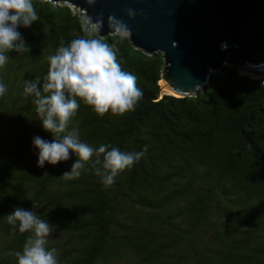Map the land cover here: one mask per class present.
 I'll return each mask as SVG.
<instances>
[{"label": "trees", "instance_id": "trees-1", "mask_svg": "<svg viewBox=\"0 0 264 264\" xmlns=\"http://www.w3.org/2000/svg\"><path fill=\"white\" fill-rule=\"evenodd\" d=\"M33 6L39 19L19 29L29 51L10 52L0 68L7 85L0 97V264H17L13 253L31 235L6 222L16 206L52 225L47 247L57 250L58 264H264V83L229 65L196 96L159 97V53L133 48L126 36L90 37L115 45L143 95L123 115L98 116L80 101L69 127L94 148L147 150L111 186L91 163L67 180L62 173L75 155L36 166L33 137L52 136L23 88L42 80L48 57L85 37L90 24L65 4ZM228 55L235 60L238 53L228 48Z\"/></svg>", "mask_w": 264, "mask_h": 264}, {"label": "clouds", "instance_id": "clouds-1", "mask_svg": "<svg viewBox=\"0 0 264 264\" xmlns=\"http://www.w3.org/2000/svg\"><path fill=\"white\" fill-rule=\"evenodd\" d=\"M38 19L33 0H0V68L8 63L10 52L29 51L19 29L30 28ZM109 26L115 35L121 38L127 35V26L117 18L111 17ZM102 27L100 22L85 24V37L73 39L67 45L62 43L55 54L48 57L43 79L37 77L24 82L23 95L33 97L38 121L52 136L51 140L33 137L36 166L43 168L46 163L55 166L75 155L70 169L62 173L65 179L79 178L85 165L91 163L103 185L111 186L121 171L130 169L144 157L146 147L128 152L108 144L94 148L81 141L77 127H69L80 101L98 116L105 113L123 115L134 110L143 95L137 87V77L121 68L115 45L90 38ZM220 48L226 50L227 43L222 42ZM6 92L7 85L0 81V97ZM5 219L14 232H31L22 251L13 253L17 264H58L57 250L47 247L52 231L48 220L19 206Z\"/></svg>", "mask_w": 264, "mask_h": 264}, {"label": "water", "instance_id": "water-1", "mask_svg": "<svg viewBox=\"0 0 264 264\" xmlns=\"http://www.w3.org/2000/svg\"><path fill=\"white\" fill-rule=\"evenodd\" d=\"M46 1L72 7L90 25L102 23L96 34L102 39L114 34L111 17L122 21L133 48L161 55L158 84L170 93L164 95L196 96L211 74H224L229 65L240 76L264 83V0ZM222 42L236 49L235 60L228 48L221 50Z\"/></svg>", "mask_w": 264, "mask_h": 264}, {"label": "bare ground", "instance_id": "bare-ground-1", "mask_svg": "<svg viewBox=\"0 0 264 264\" xmlns=\"http://www.w3.org/2000/svg\"><path fill=\"white\" fill-rule=\"evenodd\" d=\"M163 93L170 94L165 88L161 89V94H163Z\"/></svg>", "mask_w": 264, "mask_h": 264}, {"label": "rangeland", "instance_id": "rangeland-1", "mask_svg": "<svg viewBox=\"0 0 264 264\" xmlns=\"http://www.w3.org/2000/svg\"><path fill=\"white\" fill-rule=\"evenodd\" d=\"M164 94H166V93L161 94V91H160V95L159 96L164 95Z\"/></svg>", "mask_w": 264, "mask_h": 264}]
</instances>
